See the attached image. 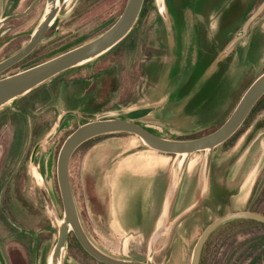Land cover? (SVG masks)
Listing matches in <instances>:
<instances>
[{"label": "rangeland", "instance_id": "obj_1", "mask_svg": "<svg viewBox=\"0 0 264 264\" xmlns=\"http://www.w3.org/2000/svg\"><path fill=\"white\" fill-rule=\"evenodd\" d=\"M28 1L24 0L18 9H23ZM125 1L61 0L62 10L55 22L58 32L57 30L51 31L48 35L49 41L40 43L29 56L0 73V77L44 60V57H47L49 53L57 52L64 45H70L69 43L75 41L74 38L78 35L88 37L96 34L112 20L114 22L117 19ZM222 2L224 4L220 5L218 10L223 14L217 18L215 23H212L210 19L212 10L216 9L215 0H163V5L171 14L174 13L177 22L180 13L185 16L183 20L182 17L180 18L182 24L181 21L179 24L182 26L187 20L191 27L186 26L184 43H198L201 59L196 64L185 65V72L182 75H186L187 78L184 77L182 86L177 89L175 96V98L185 96L183 107L180 110H174L172 106L174 100H172L165 106L159 119L135 121L140 122L148 131L159 136H174L175 138H190L212 131L229 116L242 91L264 70V26H260L257 30L253 24L245 37L235 40L253 0ZM8 3L11 5L10 2ZM11 6L7 7L6 4L2 14L12 11ZM143 6V12L139 15L134 28L116 46L98 58L100 59L98 65H104L113 60L114 52L117 54L118 50H122L126 46L128 48L131 43H127V41L140 36L145 41L143 54H146L147 60H152V65L149 61L150 64L147 66L152 70L153 78L156 79L162 74L160 72L161 65L153 64L154 51L161 52L162 48L159 44L152 46L153 42L158 43L163 39V23L161 24L157 17L160 15L159 2L158 0H148ZM44 8L45 2L43 1L31 15L21 20L12 21L1 28L0 59L17 50L23 44L22 42L29 37V33L39 22ZM13 23L17 24L13 25ZM9 40L10 42L7 43ZM228 41L239 44L230 51V55L225 56H228V59H224L225 57L218 59L216 55L222 45ZM243 43L244 47L249 44L245 51L241 48ZM242 52L246 53L245 58L243 55L239 56ZM237 56L240 63H233L232 61H235L236 58L232 59L231 57ZM117 58L118 55H116ZM138 58L142 59V54ZM156 58L158 59V57ZM95 61L87 62L84 66L76 69L80 71L81 68L84 70L93 67ZM134 62L136 63L137 60ZM142 63L146 69L145 62ZM72 74L73 71L66 70L38 85L22 97L32 95L41 89H50L51 91V88L54 87L53 94H57L56 97L50 92L48 96V98L51 95L55 97L53 102L57 106L52 118L56 114L58 115L52 126L55 125L57 117L67 111L61 97H58L62 90L57 85L66 83V78L71 77ZM182 75L181 79H183ZM113 80L110 73H102L95 82H83V90L94 85L89 93L82 94L83 96L78 95L76 99L69 98V100H73L70 107L72 111H75V114L69 115L63 128H60L56 134L58 136V151L65 137L79 124L76 123L75 118L84 116L83 114L86 113L93 114L94 110L111 104L110 102L114 98L113 92L111 93L109 90L114 89ZM174 81L180 80L176 78ZM171 85L173 86V84ZM10 104L8 103L7 106ZM110 110L114 114L120 113L113 108ZM55 130L54 128L53 131L55 132ZM261 130L264 131V98L240 126L239 131L214 149L211 167L212 186L209 197L197 207L186 212L178 222L170 224V228L168 223L166 228L156 233L154 239L146 237L155 210L154 204L152 206L151 203V199H153L151 188L159 191L164 180L162 176L157 181L158 185L152 187L151 183L154 181L155 184V178L150 176V185L146 181L144 184L141 182L142 188L137 178H145L149 175L146 172L152 170L150 163H144V161L139 164L132 163L131 171L121 178V167L113 166L114 161L108 162L106 171L109 166H113L115 171V175L110 177V183L114 182V178L117 181L112 186L113 201L110 203L103 199V197L106 198V194L99 190L101 181L104 179L103 175H100L104 170L95 167L90 158L96 153L98 146L101 150L99 152V148L97 153L105 150L106 155L109 156L116 153L122 155L128 148H139V145L143 144L137 136L119 132L87 140L73 152L69 161L71 187L85 231L96 245L117 257L143 260L147 257L148 249L151 247L153 249L152 260L156 264H189L193 246L203 228L212 218L242 209L264 212V133L250 148L245 161L232 179L230 171L227 173L228 177L226 178L228 179L225 178L229 166L234 164L235 159ZM41 143V151L50 144L45 136ZM58 151L49 163L47 178L41 176L35 164L28 161L27 172L20 177L18 183L22 191L19 192L18 188L16 190L17 198L22 202L17 205L10 201V207L7 209V211L10 209V212L20 219H13L9 216V211L3 215L0 214V260L2 264H46L47 256L56 238L57 223L63 214L56 181ZM139 151L143 158L153 162L157 161L158 171L165 167L166 160L159 158V153L141 148ZM115 156L112 158L114 159ZM167 156H173L175 159V155ZM203 156L204 151H199L191 157L188 163L177 197L178 208L192 199L197 161ZM176 157L175 161L179 160L180 156ZM119 168L120 172H118ZM118 176L119 179L130 180L126 190L133 195L129 196V199H121L123 186L119 184ZM14 178L15 176L11 175L8 182L10 189L14 187ZM1 194L5 195V192L2 191ZM142 199L148 202L146 207H144ZM120 200L124 201L123 205ZM31 201L34 205L32 210L28 204ZM108 203L109 207H107ZM74 237V234L70 232L62 264H99L80 248ZM244 239H249L252 248L250 250L251 264H264V225L248 218H233L216 227L204 243L200 264H229L232 261L233 264H243L242 259L245 254H243L242 243Z\"/></svg>", "mask_w": 264, "mask_h": 264}, {"label": "water", "instance_id": "obj_2", "mask_svg": "<svg viewBox=\"0 0 264 264\" xmlns=\"http://www.w3.org/2000/svg\"><path fill=\"white\" fill-rule=\"evenodd\" d=\"M39 0H33L23 11L1 17L3 0H0V26L13 18L26 15ZM163 5V0H161ZM144 0H126L124 7L117 19L103 32L77 44L71 48L69 45L58 49L57 53H49L47 57L35 64L0 77V108L13 100L25 95L43 82L51 79L68 68L83 64L109 50L121 41L133 28L141 12ZM264 9V0L249 14L242 24V28L235 40L242 37L250 23ZM62 10L60 0H46L44 12L31 33L29 40L18 50L0 59V73L27 56L44 37V33ZM159 14L165 15L158 8ZM80 40V39H78ZM77 41V40H76ZM75 41V42H76ZM233 43V42H232ZM264 94V70L257 75L242 93L235 107L221 125L212 131L190 138H170L154 134L135 122L141 118L152 115V107H136L127 110H119L114 114L112 110L102 111L90 115L85 122L79 123L63 140L56 159V181L63 206V214L56 227V238L47 256L46 264H62L67 238L72 232L80 246L94 259L104 264H156L152 260L153 249H148L145 259L121 258L114 256L94 243L85 231L75 203L74 194L69 177V161L73 152L84 142L94 137L118 132H127L137 136L144 147L159 152L180 156L177 162L176 179L181 176L185 164L191 154L204 151L205 172L208 175L212 150L230 138L243 124L254 104ZM75 111L68 110L61 113L54 128L60 125L67 115H74ZM264 133L258 131L251 139L243 152L238 156L230 170L232 177L238 172L245 161L248 152L257 139ZM233 218H248L264 223V214L252 210L232 211L211 220L199 234L190 257L189 264H198L202 247L209 234L220 224ZM177 219L166 221L163 227H158L152 235L173 225ZM0 264H2L0 260Z\"/></svg>", "mask_w": 264, "mask_h": 264}, {"label": "crops", "instance_id": "obj_3", "mask_svg": "<svg viewBox=\"0 0 264 264\" xmlns=\"http://www.w3.org/2000/svg\"><path fill=\"white\" fill-rule=\"evenodd\" d=\"M215 1H216V4H215L216 9L212 10L211 19H210V22L212 23H215L217 21V18L223 14V12L220 13V10H218L219 9L218 7L224 4L222 1L226 2L228 0H215ZM249 9L251 10V8ZM250 10L245 16V19L252 12ZM173 14H171L169 10L165 8V15L163 17L161 15L157 16L158 19L161 20V24L163 23V26H162L163 39L162 41L159 40L158 43H155V42L152 43V46L159 44L160 47L162 48L161 52H155L156 50L154 51L155 57L153 59L154 61L153 64L161 65L160 72H162V74L158 76L156 79L153 78L152 70L148 68L147 66L148 64H150L152 60L144 61V59H139L135 63L134 59L136 58L135 57L133 58L132 56H129L128 54L120 55V57L117 58L114 62L111 60V61H108V63L104 65H98L100 62V59L98 58H100V56L102 55L101 54L98 57L90 61H87V62H93L94 60H96L93 67L85 68L84 70H82L81 68V70L78 71L79 69H76V68H80V66H84L87 63L85 62L83 64L67 69V70L73 71V74L70 77L71 82H72L71 88H72V92L74 90L77 95L87 94L94 87V85H92L87 90H83V86H82L83 82H87V81L91 83L95 82V80L99 78V76L102 73H110L112 75L114 79L113 80L114 89L112 91L109 90V92L111 93L113 92L112 95L114 99L112 102H110L111 104H109L107 107H101V108L94 110L93 114L102 112V111H107V110H110L111 108H113L115 111L116 110L119 111V110L132 109L136 107L150 106L152 107V115L144 117L143 119L145 121H150L154 119L155 120L159 119L161 117L162 111H164L165 106L168 103H171L172 100H174V102L172 103L174 110L178 111L183 107V101H185L184 99L185 96L175 98L177 94V89L181 88L182 81L185 78H187L185 77L186 75L183 76L182 73L185 72L184 69H185L186 64L192 65V64L198 63L201 59V56L199 55L200 50H199L198 43H184V36H185L184 32L186 33L187 31L186 26L189 24L187 20L184 22L182 26L179 23L181 21L180 18L182 17V20H183L185 16H183L180 13L179 14L180 18L177 22ZM260 20L261 18L258 15L256 19H254L250 23L246 33L243 36L245 37V35L249 33L253 24H255L254 28L257 30L259 29L260 26L263 27L262 21ZM181 24H182V21H181ZM238 33L239 32H237V34ZM144 42L145 41H143L140 36L139 38L128 40L127 43H131L130 46H128V48L133 49L134 46L137 47V50L139 51L138 53L142 54V57H144V54H143V49H145V47H143ZM238 44L239 43H231L230 41H228V43H224L221 47V50L216 55V57H218V59H221L225 57L226 55H230L229 54L230 51L234 49ZM244 46L245 45L243 43L241 46V48H243V51L247 49L249 44H247L246 47ZM154 49H156V47H154ZM241 55H243V58H245L246 53L242 52L239 56L241 57ZM156 57H158V59ZM228 58L229 57L227 56L224 59H228ZM231 58L237 59V61L236 59H234L235 61H232L233 63H238V62L240 63L238 56L231 57ZM143 61L145 62L144 66H146V69H144L143 67V63H142ZM151 65H152V62H151ZM174 72L176 73L174 74ZM181 75L183 79H181L180 77ZM176 78L177 80H180V81H177V82L174 81ZM171 84H173V86ZM78 91L80 92L77 93ZM243 92L244 91H242V93ZM242 93L240 95H242ZM93 114L86 113L83 115L87 119L88 116L93 115ZM170 138H175V137L170 136ZM99 148L100 147L98 146V148L96 149V153H94V155H92V157L90 158H91L92 163L95 164L94 165L95 167L97 168L100 167L99 169H101L102 171L104 170V172H101V175H100V176L103 175L104 179L101 181L99 190L103 192V194H106V198L103 197V199L109 201L110 203L113 201V195H112L113 187L112 186H113V183L116 181V179L114 178V182L110 183V177L115 175L114 174L115 171L112 168L113 166L121 167V170H122L121 178H122L124 174H127L129 173V171H131L130 168L133 166L132 163L139 164L140 162H143V161L144 163L145 162L150 163L152 170L146 172V174L149 173V175H147L145 178L144 177L137 178V181L139 185L142 186V188H143V185L141 184V182H143L144 184V181H146V183L150 185L149 184L150 176L153 179L155 178V184L153 181L151 183L152 184L151 187L153 185H158L157 181L160 178V176H162V178L164 179L163 184L161 188L159 189V191H157L158 189L153 188L152 190L151 188V193L153 192V196H152L153 199H151V203H152V206L154 204L155 210H154V213L152 214V221L150 225L151 227L149 226L150 229L146 236L149 239L152 237V235L154 234V232L157 230V228L160 225L164 224L166 221H171L175 219H177L175 223L178 222L180 217L186 214V212H188L189 210H192L193 208L200 205V203H202L204 199L208 198L210 195L211 186H212L211 185L212 183L211 182L212 181L211 179L212 156H213V151L216 147L212 150L208 175L205 172V166H204V161H203L204 156L201 157L197 161V166H196L195 173H194V185H193L194 191H193L192 199L187 204H185L184 206L180 208H178L176 205L177 197L180 191V186L182 184V180L184 179L188 163L191 157L193 155H196L197 152L190 155V157L188 158L185 164V167L182 171L181 176L177 180L176 179L177 162H175V159L173 158V156H167L164 153H160L154 150L155 152L159 153V156H160L159 158L166 160L165 167L161 171H158L157 161L153 162L152 160L145 159L140 155L139 148L146 149V150L149 149V148L144 147L143 145H139V148L138 147H131V149L128 148L125 151V153L122 155H120V153H116L114 155H109V156L106 155L105 150L102 151L101 153H97V150ZM100 150L101 148L99 149V152ZM149 150H152V149H149ZM113 156H115L114 159L112 158ZM154 159H157V158H154ZM112 161H114L112 163L113 166L112 167L109 166L108 171H106L107 163L108 162L111 163ZM232 165L231 167L229 166L228 170L226 171L225 178L228 177L227 173L231 170ZM118 172H120V168ZM119 176H118V179H119ZM121 178L119 179V184H122L123 186V195L121 199L122 198L129 199V196L133 195L129 191L126 190V186L130 183V180L121 179ZM227 179L228 178H226V180ZM146 194L148 195L147 192ZM155 194H156V198H155ZM144 200L142 199V203L144 204V207H146L148 202ZM120 202L122 205L124 204V201L120 200ZM109 206L110 204L108 203L107 207ZM242 210H245V209H242ZM214 218H212V220Z\"/></svg>", "mask_w": 264, "mask_h": 264}, {"label": "flooded vegetation", "instance_id": "obj_4", "mask_svg": "<svg viewBox=\"0 0 264 264\" xmlns=\"http://www.w3.org/2000/svg\"><path fill=\"white\" fill-rule=\"evenodd\" d=\"M32 1L33 0H29L28 2H26L25 7L20 10V9H18V7L21 6V3L22 4L24 3V0H9V1L3 0L1 17L4 18L8 15H11L14 13H19V12L23 11ZM43 1L45 2L46 0H39L26 15H24L20 18L10 19V20L6 21L5 23H3L0 26V31H1V28L3 26H6V24H8L12 21L24 19L27 16L31 15L35 11L37 6ZM258 1L260 2L262 0H253L252 7H251L250 11H253L258 6V4H259ZM8 2H10L12 6ZM60 2H61V0H60ZM6 4H7V7L11 6V8L13 10L8 12L7 14H2L5 11ZM259 17L261 18L260 21H262V25L264 26V9L260 13ZM57 18H58V14L55 16L54 20L51 22V24L49 25V27L45 31L44 37L39 41L38 45L40 43H46L47 41H49V39H50L48 37L49 33L53 30L58 29V27H56L57 25H55ZM112 22H113V20L109 24H107L104 28H102V30H100L97 33L95 32L96 34H92V36L85 37L83 35H78L77 37L74 38V40L75 41L77 40V41L76 42L73 41V42L69 43L70 45L67 48H71L77 44L83 43V42L87 41L88 39L93 38L94 36L100 34L106 28H108L112 24ZM16 24L17 23H13V25H16ZM32 31L29 33V37H27L22 42L23 44L19 48H21L29 40ZM57 32H58V30H57ZM11 34H13V33H11ZM184 34H185V36H184V40H185L186 33L184 32ZM11 39H13V38H11ZM78 39H80V40H78ZM10 40L7 41V43H9ZM118 43H116L114 46H116ZM38 45L36 47H38ZM64 46H66V45H64ZM114 46H112L109 50L104 52L102 55L106 54ZM36 47L27 56H29L36 49ZM15 51H13V52H15ZM13 52H11V53H13ZM118 52L119 53H117V54L114 52V56H113L114 58L112 60L113 62L116 60V55H118V58L120 57L119 54H128L129 56H132L133 58L134 57L137 58V59H134V61L139 60L138 56L140 54L138 53L139 51L137 50V47H135V46L133 49L126 47L122 50H118ZM11 53H9V54H11ZM55 53H57V52H55ZM27 56H25V57H27ZM2 58H4V57H2ZM44 58H46V57H44ZM146 58H147L146 54H144V57H142V59H144V61H145V60H147ZM71 83L72 82H71V79L69 77V78H66V83L57 85L60 87V88L59 87L58 88L60 90H62V93L60 92L61 95L58 97H61L64 105L67 107V109H66L67 111L71 110L70 106H71L72 101H73V100H69V98L72 99L74 97V99H76L78 96L74 90H73V92H74V94H73L72 88H71ZM54 89H55L54 87L51 88V91H50V89H41V90H38V92H36L32 95H27V97H24V98H22L24 96V95H22L21 97L13 100L9 106H7L8 104H6L4 106H7V107L4 108V106H3L0 108V194L2 191L5 192V195L4 194L0 195V197H1L0 206L2 208L0 210V214L3 215L4 213H7L9 211V216H11L15 220H17V218H19V217L16 216L15 214H12L10 212V209L8 211H7V209L10 207L9 206L10 201H13L12 203H16L17 205H20L22 202V200L17 198L18 194H17L16 190L18 188L19 192L22 191V189L18 185V183L20 182V177L24 176L27 172L26 168H27L28 161L35 164V166L38 168L41 176H44L45 178L48 177L49 163H50L51 159H53L54 154L57 153V151H58V148H57L58 136L56 134L58 133L60 128H63L67 118L69 117V115H67L66 117L63 118L60 125L55 130V132H56L55 133L53 131L54 126H52V124H53V121L55 120V118L58 114H56L54 116V118H52L53 117L52 114H53V112L56 111L55 109L57 108L56 104H54V102H53L56 95H57L55 93L53 94ZM49 92L55 97H52V95H51L50 98H48ZM72 94H73V96H72ZM79 96H82V95H79ZM58 118L59 117H57V120H58ZM75 119L77 121L76 122L77 124L80 122L86 121V118L82 115L79 116L78 118H75ZM141 119L143 120L144 118H141ZM141 119H139V120H141ZM137 123L140 124V122H137ZM44 136L48 138V143H50V144H48L47 147H45L41 151V146H42L41 141H42V138ZM40 151H41V153H40ZM11 175L15 176V178H14L15 184H14V187L12 189L9 188L10 184L8 183ZM28 204H29V208L32 210L33 206H34L32 201L29 202ZM242 247H243V254H245L244 258L242 259L243 264H251L250 250H252V248L250 246L249 239H244V242L242 243ZM203 249H204V244L202 247L201 254L203 252ZM232 262H230L229 264H233ZM198 264H200V259H199Z\"/></svg>", "mask_w": 264, "mask_h": 264}, {"label": "trees", "instance_id": "obj_5", "mask_svg": "<svg viewBox=\"0 0 264 264\" xmlns=\"http://www.w3.org/2000/svg\"><path fill=\"white\" fill-rule=\"evenodd\" d=\"M147 1L148 0H144V3L143 4H145V3H147ZM144 7V6H143ZM142 12H143V8L141 9V12H140V14L139 15H141L142 14ZM161 21V20H160ZM18 63V62H17ZM17 63H15V64H17ZM14 64V65H15ZM14 65H12V66H14ZM264 98V94L257 100V102L254 104V106L252 107V109H251V111L249 112V114H248V116L246 117V119L244 120V122L248 119V117L253 113V111L255 110V108L257 107V105L260 103V101L262 100ZM244 122H243V124H244ZM239 129H240V127H239ZM239 129L231 136V137H233L238 131H239ZM119 133H126V134H131V133H127V132H119ZM230 137V138H231ZM230 138H228V139H230ZM227 139V140H228ZM226 140V141H227ZM225 141V142H226ZM225 142H223V143H225ZM159 152V151H158ZM160 153H163V152H160ZM164 154H166V155H173V154H167V153H164ZM262 213V212H261ZM252 221H255V222H258V223H260V224H263L264 225V223L263 222H260V221H256V220H253V219H251ZM75 238V237H74ZM76 240V242H77V244L80 246V244L78 243V241H77V239H75ZM80 248L87 254V255H89L81 246H80ZM90 256V255H89ZM91 257V256H90ZM94 261H96V262H98L99 264H104V263H102V262H100V261H98V260H96V259H94L93 257H91Z\"/></svg>", "mask_w": 264, "mask_h": 264}, {"label": "bare ground", "instance_id": "obj_6", "mask_svg": "<svg viewBox=\"0 0 264 264\" xmlns=\"http://www.w3.org/2000/svg\"><path fill=\"white\" fill-rule=\"evenodd\" d=\"M158 2H159V7H160V9L163 11V5H162L161 0H158ZM138 140L142 143V141H141L139 138H138ZM160 227H163V224L160 225Z\"/></svg>", "mask_w": 264, "mask_h": 264}]
</instances>
